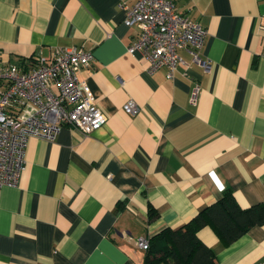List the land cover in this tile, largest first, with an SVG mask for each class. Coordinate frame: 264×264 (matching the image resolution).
I'll use <instances>...</instances> for the list:
<instances>
[{"label":"crops","instance_id":"obj_1","mask_svg":"<svg viewBox=\"0 0 264 264\" xmlns=\"http://www.w3.org/2000/svg\"><path fill=\"white\" fill-rule=\"evenodd\" d=\"M171 1L206 30L209 70L180 48L171 78L147 72L127 52L138 29L119 4L131 0H0V65L90 51L77 74L106 118L86 136L62 126L52 141L29 138L17 184L0 187V264H142L139 238L224 190L241 208L264 203V0ZM197 236L217 264H264V224L230 244L209 226Z\"/></svg>","mask_w":264,"mask_h":264},{"label":"built area","instance_id":"obj_2","mask_svg":"<svg viewBox=\"0 0 264 264\" xmlns=\"http://www.w3.org/2000/svg\"><path fill=\"white\" fill-rule=\"evenodd\" d=\"M119 7L124 12L122 23L138 29L127 52L145 59L147 72L165 68L166 77L171 78L180 62V48L188 50L202 68L210 69L209 60L198 55L206 30L178 12L171 0H131L130 5L121 2ZM53 50L49 58L31 64L0 65V187L17 184L29 138L52 141L62 126L86 136L106 119L77 74L91 64L92 53L80 47ZM189 94L190 105H195L199 87L195 85ZM135 107L130 101L122 109L131 114ZM148 242V237H141L135 243L146 250Z\"/></svg>","mask_w":264,"mask_h":264},{"label":"trees","instance_id":"obj_3","mask_svg":"<svg viewBox=\"0 0 264 264\" xmlns=\"http://www.w3.org/2000/svg\"><path fill=\"white\" fill-rule=\"evenodd\" d=\"M230 190L197 212L177 228H165L149 238L142 264H217L213 250L197 236V231L209 226L224 244H230L248 229L264 224V203L241 208ZM148 209L149 221L156 217Z\"/></svg>","mask_w":264,"mask_h":264}]
</instances>
